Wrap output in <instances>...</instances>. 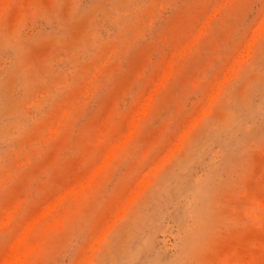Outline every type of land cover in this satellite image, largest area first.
<instances>
[{"label": "rangeland", "instance_id": "1", "mask_svg": "<svg viewBox=\"0 0 264 264\" xmlns=\"http://www.w3.org/2000/svg\"><path fill=\"white\" fill-rule=\"evenodd\" d=\"M0 264H264V0H0Z\"/></svg>", "mask_w": 264, "mask_h": 264}]
</instances>
